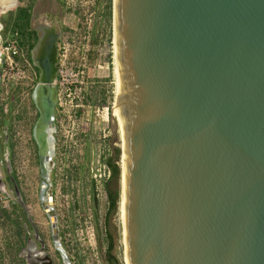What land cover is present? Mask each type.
Here are the masks:
<instances>
[{
    "label": "water",
    "instance_id": "1",
    "mask_svg": "<svg viewBox=\"0 0 264 264\" xmlns=\"http://www.w3.org/2000/svg\"><path fill=\"white\" fill-rule=\"evenodd\" d=\"M17 5L0 0V14ZM116 30L129 264H264V0H118ZM53 60L40 77L44 125L56 119Z\"/></svg>",
    "mask_w": 264,
    "mask_h": 264
},
{
    "label": "rangeland",
    "instance_id": "2",
    "mask_svg": "<svg viewBox=\"0 0 264 264\" xmlns=\"http://www.w3.org/2000/svg\"><path fill=\"white\" fill-rule=\"evenodd\" d=\"M61 5L63 25L71 33L59 45L51 189L68 262L55 246L41 206L33 139L39 113L32 99L39 72L19 42L9 12L0 14L2 37L16 40L20 54L12 66H0V264H111L109 232L112 256L125 264L119 206L106 223L109 199L102 166L121 145L112 120L113 0H61ZM114 188L120 190L119 184Z\"/></svg>",
    "mask_w": 264,
    "mask_h": 264
},
{
    "label": "bare ground",
    "instance_id": "3",
    "mask_svg": "<svg viewBox=\"0 0 264 264\" xmlns=\"http://www.w3.org/2000/svg\"><path fill=\"white\" fill-rule=\"evenodd\" d=\"M117 5L118 0H113V60H114V74H115V85H116V91H115V99H114V108L112 110V116H113V124L116 129H118V135L120 137L121 141V149H122V157L120 161V167H121V189H120V202H119V214L121 217V225H122V234H123V245L125 250V264H129V256H128V242H127V236H126V230H125V218H124V176H125V165L127 161V150L128 147L124 146L127 136H123V108H122V99H121V87H120V79H119V73H118V63H117V56H118V39H117V30H116V18H117ZM2 13V12H1ZM1 30V28H0ZM45 44H40V48L43 50L46 49L47 54L46 57L39 58L38 60H34V63L37 67L41 69V74L44 71V61L45 60H51L54 61V57H56L55 50L49 49V46H45ZM57 62L55 63L56 66ZM41 77V76H40ZM46 84L45 82H40L37 85V87L33 91L32 99L33 102L39 111V117L38 120L35 122L33 127V139L37 146V156H38V162H39V169H40V177L42 178V172H41V159H44L46 162L48 169H49V179H51V172L55 166V156H56V142L57 139L55 137L57 133V127H56V119L55 123L52 125H44L42 124V120H39L43 110L40 106V91L42 88V85ZM39 86V87H38ZM47 86V85H44ZM56 86V81H55ZM57 88V87H56ZM57 103H59V94L57 90ZM41 138H43L46 141V148L45 145L40 141ZM56 246V245H55ZM57 247V246H56Z\"/></svg>",
    "mask_w": 264,
    "mask_h": 264
},
{
    "label": "flooded vegetation",
    "instance_id": "4",
    "mask_svg": "<svg viewBox=\"0 0 264 264\" xmlns=\"http://www.w3.org/2000/svg\"><path fill=\"white\" fill-rule=\"evenodd\" d=\"M9 12L13 13L9 14V18L13 17L14 25L15 22H17V31L15 34L21 45L27 47L29 58L33 63L35 59L38 60L39 58L46 57L48 50L41 49L40 44L49 46L50 39L54 36L56 37L55 54L57 70L59 63V45L64 38V35L71 33V31L63 25L66 14L61 5V0H18L16 8L5 12L3 11L1 14ZM0 37L1 46L3 40L1 30ZM36 70L39 72L40 80L41 69L36 66ZM114 185L115 183L112 184V189H114ZM17 192L20 196V191Z\"/></svg>",
    "mask_w": 264,
    "mask_h": 264
},
{
    "label": "trees",
    "instance_id": "5",
    "mask_svg": "<svg viewBox=\"0 0 264 264\" xmlns=\"http://www.w3.org/2000/svg\"><path fill=\"white\" fill-rule=\"evenodd\" d=\"M111 16H112V5H111ZM12 20V19H11ZM15 27H17V22H15ZM107 165L111 169V177L105 184V189L108 194L109 199V207L107 210L106 215V223L107 225L110 222V217L112 213L118 208L119 202H120V190L119 189H112V184L115 183L118 185V180L121 174V168H120V150L115 149V154L110 156L107 159ZM108 239V255L110 258L111 264H118L116 261V258L112 256V250L114 249V238L113 235L109 232L107 235Z\"/></svg>",
    "mask_w": 264,
    "mask_h": 264
},
{
    "label": "built area",
    "instance_id": "6",
    "mask_svg": "<svg viewBox=\"0 0 264 264\" xmlns=\"http://www.w3.org/2000/svg\"><path fill=\"white\" fill-rule=\"evenodd\" d=\"M3 38V37H2ZM20 54V47L16 40H2L0 46V66L8 65L12 66L14 64L15 58ZM107 159H104L103 168L105 175V184L111 177V169L107 165Z\"/></svg>",
    "mask_w": 264,
    "mask_h": 264
}]
</instances>
